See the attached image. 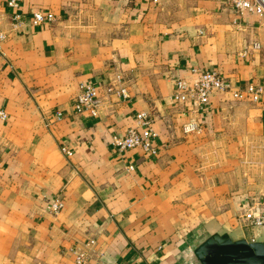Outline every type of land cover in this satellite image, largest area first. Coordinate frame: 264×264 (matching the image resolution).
I'll use <instances>...</instances> for the list:
<instances>
[{"label": "crops", "instance_id": "0c3cea01", "mask_svg": "<svg viewBox=\"0 0 264 264\" xmlns=\"http://www.w3.org/2000/svg\"><path fill=\"white\" fill-rule=\"evenodd\" d=\"M37 10L54 20L36 24ZM13 11L0 0V264H78L80 251L87 264H199L210 238L264 242L242 218L264 202V13L226 0H21L13 27ZM196 69L231 84L199 111L171 97ZM82 82L97 86V116L75 110ZM249 83L258 100L233 96ZM141 111L156 155L111 145ZM190 119L201 129L184 134Z\"/></svg>", "mask_w": 264, "mask_h": 264}, {"label": "built area", "instance_id": "2783aa9c", "mask_svg": "<svg viewBox=\"0 0 264 264\" xmlns=\"http://www.w3.org/2000/svg\"><path fill=\"white\" fill-rule=\"evenodd\" d=\"M6 6L13 11L11 14L12 25L17 27L22 23V15L18 11L21 0H4ZM229 7L233 8L238 14L245 12L264 13V0H226ZM33 20L36 24H43L54 20L53 15H46L41 10L34 12ZM7 33L0 29V56L5 55L2 48V43L5 40ZM231 89V84L227 78L219 70L211 69H196L194 77L191 79L179 78L174 82L173 92L171 97L177 102H185L191 100L195 106V110L199 111L206 104L214 93L224 92ZM108 93H116L123 99H126L129 94L127 87L123 84L115 85L109 83L107 86ZM261 87L252 83L246 85L244 90H234V97H241L244 94L251 95V99L256 101L259 99ZM101 99L98 96L97 86L93 82H82L79 86V92L75 102V110L77 113L88 112L93 116L100 114ZM58 116H62V112H58ZM0 118L7 119L8 114L5 110L0 109ZM200 125L195 119L186 121L182 130L184 134L200 131ZM159 136L158 131L153 127L150 114L147 111H141L137 114V124L127 129L124 135H114L111 140V145L121 151L140 147L146 154H158L156 140ZM63 152L67 155L72 154V151L62 146ZM134 165L130 164L128 169L133 170ZM64 206V201L60 197H56L49 201L47 209L58 214ZM242 218L248 224L255 227H264V202L253 201L246 206L242 213ZM248 243L258 242L255 236H251ZM90 243H95L91 240ZM160 247V246H159ZM76 253V262L78 264H87L89 253L80 251ZM153 264H160L155 262Z\"/></svg>", "mask_w": 264, "mask_h": 264}, {"label": "water", "instance_id": "95a60500", "mask_svg": "<svg viewBox=\"0 0 264 264\" xmlns=\"http://www.w3.org/2000/svg\"><path fill=\"white\" fill-rule=\"evenodd\" d=\"M194 254L199 264H264V242L248 243L242 239L237 243H218L210 238Z\"/></svg>", "mask_w": 264, "mask_h": 264}, {"label": "rangeland", "instance_id": "374dc122", "mask_svg": "<svg viewBox=\"0 0 264 264\" xmlns=\"http://www.w3.org/2000/svg\"><path fill=\"white\" fill-rule=\"evenodd\" d=\"M259 228H263V227H259Z\"/></svg>", "mask_w": 264, "mask_h": 264}]
</instances>
